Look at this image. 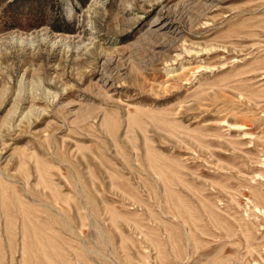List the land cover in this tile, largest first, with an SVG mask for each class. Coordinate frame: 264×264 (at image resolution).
Returning <instances> with one entry per match:
<instances>
[{
    "label": "rangeland",
    "instance_id": "obj_1",
    "mask_svg": "<svg viewBox=\"0 0 264 264\" xmlns=\"http://www.w3.org/2000/svg\"><path fill=\"white\" fill-rule=\"evenodd\" d=\"M0 264H264V0H0Z\"/></svg>",
    "mask_w": 264,
    "mask_h": 264
},
{
    "label": "bare ground",
    "instance_id": "obj_2",
    "mask_svg": "<svg viewBox=\"0 0 264 264\" xmlns=\"http://www.w3.org/2000/svg\"><path fill=\"white\" fill-rule=\"evenodd\" d=\"M171 238V237H170ZM248 249V248H247Z\"/></svg>",
    "mask_w": 264,
    "mask_h": 264
}]
</instances>
